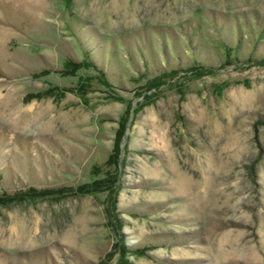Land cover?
Segmentation results:
<instances>
[{
  "label": "rangeland",
  "instance_id": "1",
  "mask_svg": "<svg viewBox=\"0 0 264 264\" xmlns=\"http://www.w3.org/2000/svg\"><path fill=\"white\" fill-rule=\"evenodd\" d=\"M0 79V264H264V0H0Z\"/></svg>",
  "mask_w": 264,
  "mask_h": 264
},
{
  "label": "bare ground",
  "instance_id": "2",
  "mask_svg": "<svg viewBox=\"0 0 264 264\" xmlns=\"http://www.w3.org/2000/svg\"><path fill=\"white\" fill-rule=\"evenodd\" d=\"M3 81H4V80L0 79V91H2V88H1V87H2V83H3ZM32 105H33V104H29V105H28V108H32ZM36 111H37V113L40 112L39 109H37Z\"/></svg>",
  "mask_w": 264,
  "mask_h": 264
}]
</instances>
